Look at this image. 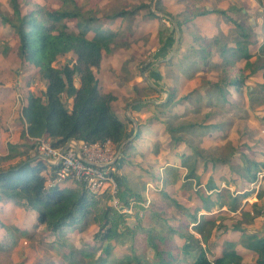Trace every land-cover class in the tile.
I'll return each mask as SVG.
<instances>
[{"label": "rangeland", "instance_id": "rangeland-1", "mask_svg": "<svg viewBox=\"0 0 264 264\" xmlns=\"http://www.w3.org/2000/svg\"><path fill=\"white\" fill-rule=\"evenodd\" d=\"M30 1L29 6L23 10L24 13L33 11L36 5L49 10L63 8L62 0ZM75 1L85 9L91 8L98 18H102L99 26L103 31L120 30L121 32L120 38L115 42L113 53L104 54L101 66L95 74L102 92L112 93L118 97L113 109L127 124L128 141L132 143L125 158L116 147L112 146V155L119 159L120 169L111 168L110 173H118L125 184L144 199L137 201L139 204L141 202L145 210L140 211L139 214V222L142 226L139 230L135 216L136 209L133 206L123 207V202L129 196L124 187L122 189L118 187L113 176L117 186L111 184L105 193L98 196L103 207L110 205L120 213L131 215L127 218L126 225L119 230L122 234L110 243L111 254L105 258L107 262H104L119 264L118 260L134 251L149 264H155L154 251L149 247L145 231L154 229L158 235L168 237V229L176 227L180 221L190 223L191 215L200 217L197 206L205 203L206 195L214 194V198H217L216 192L206 191L205 183L199 186L195 181L185 179L187 170L183 167L181 157L178 156L191 155L190 144L217 157H230L232 166L242 164V155L264 162V78L259 74L250 79L243 95H238L230 89L233 92L230 93L227 102H209L200 90L206 86L205 78L216 77V71L213 70V63L217 61L216 50L204 54L208 62L206 65L202 64L203 69L192 72L194 73L192 78L180 71L179 63L184 58L179 51L188 49L193 44V39L190 28L187 26L179 28L177 19L183 17L186 2L197 9L223 7L228 10L231 5L237 6L243 10L244 15L238 16V13L237 15L233 13L234 19L239 22L243 20L245 26L254 32L253 42L243 51V60L238 65L244 67L247 61L263 65L264 5L256 0H165L167 11L176 19L172 23L164 20L162 24L159 19L148 18L149 8L139 10L127 22L121 19L116 21L103 19L111 13L121 10L130 11L141 5L150 6L153 10L156 0ZM0 12L12 13L8 0H0ZM175 24L177 27H174ZM68 25L72 31H78L74 22H69ZM195 25L202 37L213 34L224 45L235 47L238 30L234 23L210 14L198 17ZM220 26H223L224 30ZM160 30L166 32L163 38L167 42L171 41L167 48L160 42ZM93 36V32L88 33L89 38ZM7 45L13 48L16 39L13 30L3 25L0 18V153L5 151L6 143L17 139L19 134L20 140L15 142L25 145L22 148L23 156L14 161L0 162V168L37 154V149L21 137V132L25 128L22 110L31 93L40 95L46 89V81L38 70L29 63L21 61L17 50L13 49L9 54L4 55L3 49ZM75 61L76 56L69 54L60 57L55 66L62 67L66 63L73 64ZM165 63H174L175 66L170 69L169 66L164 65ZM249 72L250 70L246 73ZM76 84H79L78 78ZM194 91L197 92L188 101L179 100ZM171 94L175 96V100L168 108L157 107L167 103ZM163 114L168 117L171 125L191 123L195 126L180 133L174 132L167 128V122H158L157 117ZM232 166H219L214 172L205 176V179L208 176L213 179L217 189L222 191L220 195H224L226 200L232 195L241 202V211L237 213L226 211L224 207L217 211L215 214L217 223L220 226L228 224L231 229L232 226L243 224L244 231L253 232L251 234L260 241L264 234V203L262 202L264 181L256 185V189H260L255 190L257 194L259 193L258 201L261 200L257 205L262 209L261 215L256 217L250 214L256 204L252 202L253 196L245 200L237 195V187L239 189L242 187V181L236 176ZM198 173L201 175L202 169ZM46 176L49 178L50 173H46ZM166 181L171 184H167ZM50 185L48 181L47 186ZM246 189L253 190L250 187L249 190L247 186ZM161 191L170 194L171 200L161 197ZM196 191L198 193L200 191L203 201L198 198ZM132 202L134 203L135 200ZM154 204L158 205L160 211L165 212L158 221L151 218V208ZM36 217V213L23 204L0 201V264L100 263L96 257L107 243H101L95 238L94 235L99 229L96 225L90 224L87 227L66 230L60 236H56V242L63 243V246L57 248L46 242L44 236L50 233L44 227L37 225ZM112 217L110 216L113 220ZM256 219L258 223L255 222ZM126 226L133 229L134 234L128 233L125 230ZM189 227L192 231L191 225ZM219 230H214L209 239V247L217 253L220 252V248L218 250L216 246L213 247V241L216 242L217 247L224 242L223 230ZM19 233H27V235L21 236ZM174 242L182 246L183 240L174 237ZM250 247L257 246L254 243ZM256 254L250 255L245 264H254ZM178 257L179 261L174 264H192L191 261H184L183 254Z\"/></svg>", "mask_w": 264, "mask_h": 264}, {"label": "trees", "instance_id": "trees-1", "mask_svg": "<svg viewBox=\"0 0 264 264\" xmlns=\"http://www.w3.org/2000/svg\"><path fill=\"white\" fill-rule=\"evenodd\" d=\"M164 1L156 0L153 10L150 6L141 5L130 11L121 10L111 13L103 19L106 21L121 19L127 22L139 10L149 8V19H159L162 24L164 20L172 23L176 18L167 11ZM256 1L264 5V0ZM8 2L12 13L0 12V18L3 25L13 30L16 45L13 48L7 45L3 49L4 55L9 54L13 49L17 50L20 60L35 67L46 81V89L40 95L31 93L22 110L25 123V128L21 132L23 140L30 143L34 149H37L36 141L40 139L50 142L55 148H64L72 140L88 146H104L111 143L125 158L132 143L128 141L127 124L113 109L118 97L112 93H103L95 74L101 66L104 54L113 53L115 42L121 36L120 30L103 31L99 26L102 18H98L94 10L83 8L75 0H62L63 8L58 9L49 10L36 5L35 9L28 13H24L23 10L29 6L30 0H8ZM187 3L183 17L177 19V25L179 28L183 26L190 28L193 44L185 51H179L185 61L184 63L181 60L179 63L180 71L192 78L194 76L192 72L201 70L203 63L207 64L208 60L204 54L215 49L218 60L213 63V70L216 71V77L212 79L206 76L207 79L205 78L204 85L206 86L203 90L206 98L209 102H227L230 89L243 95L250 79L259 74L264 78V64L256 65V63L247 61L244 67L238 66L243 60V51L251 45L252 37H254V32L245 26L243 20L239 22L234 19L237 13L238 16H243V10L235 5H231L228 10L207 9L206 7L197 9ZM210 14H215L236 25L238 40L235 47L224 45L217 37L207 39L199 35L195 20ZM69 22H74L78 31H72L68 25ZM89 32H93L94 36L89 38ZM165 33L163 30L159 31L160 42L167 48L171 41L167 42L163 38ZM69 54L76 56L75 63H66L62 67L55 66L60 57ZM164 65L169 66L170 69L175 66L174 63ZM248 70L250 72L247 74ZM77 78L79 79L78 85L76 84ZM196 92L179 100L188 101ZM174 100L175 96L171 94L167 103L157 105V107L168 108ZM157 119L158 122H167V128L177 133L195 126L191 123L171 125L164 114L158 116ZM23 146L25 145L8 143V153L0 155V162L19 159L24 155ZM189 148L191 155L180 156L183 167L187 170L185 179L193 180L199 186L205 183L206 191L216 192L217 198L215 199L212 194L211 196L206 195V200H204L199 194L200 191L199 193L196 191L198 198L205 201L203 205L197 206L202 212L200 218L191 215L190 223L180 221L179 225L168 229V237L158 235L154 229L145 231L149 247L154 251V263L174 264L179 261L178 255L183 254L184 261H191L192 264H242L243 256L236 250L237 241L226 240L221 246L218 245L219 253L213 252L209 247V239L214 230L222 229L223 233L224 230L226 232L229 230L225 225H218L216 212L222 210L223 207L236 212L238 199L230 195L226 200L224 195H220L222 191L217 189L213 179L209 176L205 179V176L214 172L219 166H232L231 159L206 153L193 144H190ZM241 161V165L236 164L232 168L242 183L250 186L255 182L257 173L264 169V163L250 159L246 155H242ZM123 162L125 163L126 160ZM111 167L120 169L119 159ZM50 168L51 166L40 160L37 154L0 168V201L23 204L35 212L37 225L44 227L50 233L45 235L44 239L57 248L63 246V243H57L56 236H60L66 230L87 227L90 224L96 225L99 229L94 235L95 238L101 243H107L96 258L99 264H107L105 258L110 256L112 250L110 243L122 234L119 230L126 225L127 218L131 215L120 213L110 205L103 207L101 199L91 194L83 183H75L74 187L47 186L46 173ZM200 169H202L201 175L198 173ZM111 175L115 178L118 187L121 189L124 187L127 192L129 198L123 202V207H135L137 227L141 230L139 214L140 211H144V207L137 201L143 199L125 184L118 173H111ZM166 183L171 184L167 181ZM160 194L164 199L171 200L167 192L161 191ZM132 200L135 202L133 203ZM158 208L155 204L151 208V218L157 221L165 215V212ZM261 210L254 205L256 217L261 215ZM110 216H113V220ZM190 225L192 231L189 229ZM240 227L241 224L235 229ZM184 228L188 230H183ZM125 230L134 234L133 229L128 226ZM19 234L27 235V233ZM262 236L263 238L259 241L256 236L247 234L243 230L240 239V242L248 249L257 253V264H264V235ZM174 237L182 238L183 245L179 246L174 242ZM254 243L257 247L251 248L250 246ZM215 246L218 248L216 242L213 241V247ZM118 263L149 264L134 251L130 255H124Z\"/></svg>", "mask_w": 264, "mask_h": 264}, {"label": "built area", "instance_id": "built-area-1", "mask_svg": "<svg viewBox=\"0 0 264 264\" xmlns=\"http://www.w3.org/2000/svg\"><path fill=\"white\" fill-rule=\"evenodd\" d=\"M36 142L37 157L51 166L47 180L52 186L83 183L91 194L98 197L111 184L116 185L110 173V165L117 160V156L113 157V147L109 143L104 146H88L72 140L64 148H55L44 139ZM255 181L253 187L264 181V169L257 173Z\"/></svg>", "mask_w": 264, "mask_h": 264}, {"label": "crops", "instance_id": "crops-1", "mask_svg": "<svg viewBox=\"0 0 264 264\" xmlns=\"http://www.w3.org/2000/svg\"><path fill=\"white\" fill-rule=\"evenodd\" d=\"M221 9H224L223 7L221 8ZM225 10V9H224ZM213 16V15H212ZM220 28L221 29H223L224 30V28H223V26H220ZM215 31V30H214ZM216 32V31H215ZM205 36V35H204ZM214 37H216L215 35H208V37H207V35L205 36V38H207V39H210V38H214ZM213 50H215V49H213ZM218 60V59H217ZM164 61H166V60H164ZM239 66V65H238ZM240 67V66H239ZM202 69H203V67H202ZM234 90V89H233ZM201 92H203V94H204V96H205V98H206V95H205V93H204V90L202 89V90H200ZM231 92H233V91H231L230 90V93ZM234 92L236 93V91L234 90ZM239 95V94H238ZM207 99V98H206ZM208 100V99H207ZM224 102V101H223ZM27 104V102L24 104V106ZM20 140V134H19V137L17 138V139H15V140H13V141H11V143L12 144H17L18 142H15V141H19ZM7 145H8V142L6 143V149H5V151L3 152V153H0V155H6L7 153H8V150H7ZM109 145H111V146H114L113 144H111V143H109ZM115 147V146H114ZM264 151V150H263ZM178 157H180V155L178 156ZM259 162H262V161H259ZM115 163V162H114ZM262 163H264V162H262ZM111 168H113V167H111ZM242 183V182H241ZM253 184V183H252ZM252 184L250 185V186H248V185H246V184H244V183H242V187L239 189V187H237V195H239L240 197L239 198H242V199H245V200H248L250 197H252L253 196V199H252V202H254V203H256V204H254V205H257L258 203H260V201H258V195H259V193L257 194L256 193V191L255 190H257L256 189V187H253L252 186ZM60 187H74V184H70V183H65V184H61V185H59ZM246 186L248 187V189H249V187L251 188V189H253L252 191L250 190V191H247V189H246ZM260 189H258L257 191H259ZM255 191V192H254ZM255 195H254V194ZM247 195V196H244V195ZM143 199V198H142ZM144 200V199H143ZM263 203H264V198H263V201H262ZM237 204H238V209H237V211H236V213L237 212H239V211H241V208L242 207H240V205H241V202H237ZM140 205H141V202H140ZM258 206V205H257ZM198 209V208H197ZM224 209L226 210V211H229V212H232V211H230L227 207H224ZM145 211V210H144ZM199 211V214H200V216H201V214H202V212H200V210H198ZM232 213H235V212H232ZM250 213V212H249ZM251 215H254V208H253V211L250 213ZM200 218V217H199ZM255 222L256 223H258V220L256 219L255 220ZM225 226H227L228 224H224ZM236 226H238V225H236ZM236 226H232V228L233 229H235L236 228ZM242 227V228H241ZM241 227L240 228H238V229H235L234 231H232L233 229H231V228H229L228 226H227V228L229 229L227 232L224 230V242L226 241V240H235V241H237V243H238V245H237V248H236V250L238 251V253L239 254H241L242 256H243V260H242V264H245V262L247 261V258L250 256V255H253L254 253H256L254 250H251V249H248L244 244H242L241 242H240V239H241V235H242V231L243 230H245L244 229V227L245 226H243V224H241ZM232 231V232H231ZM231 233V234H230ZM245 233H247V234H253V232H245ZM262 235H264V234H262ZM223 242V243H224ZM184 243V242H183ZM183 243H182V245H183ZM223 243H219L220 245L219 246H221ZM218 246V250H219V247ZM216 253H217V251H216ZM256 260H257V254H256V257H255V261H254V264H257L256 263Z\"/></svg>", "mask_w": 264, "mask_h": 264}, {"label": "water", "instance_id": "water-1", "mask_svg": "<svg viewBox=\"0 0 264 264\" xmlns=\"http://www.w3.org/2000/svg\"><path fill=\"white\" fill-rule=\"evenodd\" d=\"M174 27H177V25L175 24V26ZM120 152V151H119Z\"/></svg>", "mask_w": 264, "mask_h": 264}]
</instances>
